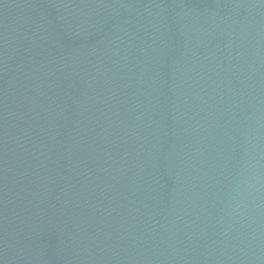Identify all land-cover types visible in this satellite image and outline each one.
<instances>
[{
    "label": "water",
    "instance_id": "water-1",
    "mask_svg": "<svg viewBox=\"0 0 264 264\" xmlns=\"http://www.w3.org/2000/svg\"><path fill=\"white\" fill-rule=\"evenodd\" d=\"M0 264H264V0H0Z\"/></svg>",
    "mask_w": 264,
    "mask_h": 264
}]
</instances>
